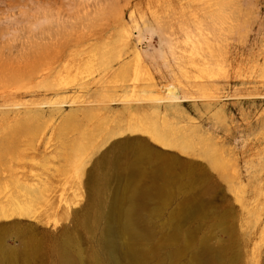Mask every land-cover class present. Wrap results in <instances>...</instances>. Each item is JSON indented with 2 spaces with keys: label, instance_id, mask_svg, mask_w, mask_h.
<instances>
[{
  "label": "rangeland",
  "instance_id": "obj_1",
  "mask_svg": "<svg viewBox=\"0 0 264 264\" xmlns=\"http://www.w3.org/2000/svg\"><path fill=\"white\" fill-rule=\"evenodd\" d=\"M0 65L37 75L0 97V264H264V0H0Z\"/></svg>",
  "mask_w": 264,
  "mask_h": 264
},
{
  "label": "bare ground",
  "instance_id": "obj_2",
  "mask_svg": "<svg viewBox=\"0 0 264 264\" xmlns=\"http://www.w3.org/2000/svg\"><path fill=\"white\" fill-rule=\"evenodd\" d=\"M22 59H24V58H22ZM21 59V60H22ZM29 59V57L27 58V59H25V60H28ZM24 60V61H25ZM18 61V60H17ZM32 61V60H31ZM60 61V60H59ZM8 62V61H7ZM20 61H19V63L17 62L16 64H18V65H20ZM25 63H27V62H25ZM25 63H23V64H25ZM9 64H11V63H9ZM16 64H13V65H16ZM22 64V63H21ZM9 66V65H8ZM11 66V65H10ZM17 67V66H16ZM20 67V66H19ZM49 69H50V67H48ZM23 69V68H22ZM40 69H42V68H40ZM39 69V72L40 73H45V71L47 70L48 71V69H46V68H44V69H46V70H40ZM97 71H98V68L96 69ZM49 73V72H48ZM93 73H96L95 71H93ZM99 73V72H98ZM39 74V73H38ZM41 74V75H42ZM46 74V73H45ZM33 75H35V76H37L35 73L33 74V72H31V71H15V69L14 68H12V67H10V68H6V67H4V65H0V84H2V85H0V97H2L4 100L3 101H5V102H7L10 98H12L13 96H17L18 94H27V93H29L30 91H31V89L32 90H34L33 88H31V89H29V86L28 85H30V80H32L33 81ZM46 75H48V74H46ZM7 76H9V78L8 79H6V77ZM99 76V75H98ZM94 78V77H93ZM24 79H27V83L26 84H22V85H20L21 84V82L24 80ZM95 79V78H94ZM93 79V80H94ZM98 79V77H96V79L95 80H97ZM21 80V81H20ZM94 80V81H95ZM26 81V80H25ZM80 82H82V81H80ZM91 82V81H90ZM82 83H84L85 84V86H88L89 84H87L86 85V83L87 82H82ZM93 83V82H92ZM94 83H97V82H94ZM98 83H99V81H98ZM32 84V83H31ZM84 84H79V85H84ZM66 85V84H65ZM78 85V86H79ZM31 87H34V86H31ZM63 87H65L66 88V86H63ZM80 87V86H79ZM49 89H50V87H48ZM48 89V90H49ZM170 89V88H169ZM52 90V89H51ZM66 90V89H65ZM36 91V90H35ZM64 91V90H63ZM170 91H171V97L174 99V100H180V99H182V97L181 96H178V95H176V91L175 90H171L170 89ZM32 94V93H31ZM19 96V95H18ZM2 98H1V100H2ZM13 102V101H12ZM11 103V102H10ZM9 103H7V105H8ZM27 104V103H26ZM6 105V103H4V104H1L0 105V108H1V106H4L3 107V109L4 108H6L5 106H7ZM46 106V105H45ZM11 107V106H10ZM9 107V108H10ZM20 106H18V108H19ZM21 107H26L25 106V104L23 103V104H21ZM28 107H30V106H28ZM27 107V108H28ZM12 108H13V106H12ZM15 108H16V105H15ZM15 108L13 109V110H15ZM3 109H0V114H3L4 116L6 115V114H8L9 113V111H7V110H3ZM28 110V109H27ZM42 110V109H41ZM44 110V109H43ZM32 111V110H31ZM18 112V111H17ZM19 113V112H18ZM17 114V113H16ZM29 116V115H28ZM32 116V115H31ZM40 116V115H39ZM1 117V119L3 120L4 118H6V116L4 117V118H2V115L0 116ZM34 119H36V117H33ZM33 118H31V119H33ZM0 119V120H1ZM29 119V118H28ZM6 120V119H5ZM8 120H10V119H8ZM16 120V119H15ZM14 120V121H15ZM7 121V120H6ZM11 121V120H10ZM9 121V122H10ZM13 120H12V122H14ZM142 121V120H141ZM140 121V122H141ZM145 121H142V123H144ZM11 123V122H10ZM23 123V122H22ZM21 123V124H22ZM147 122H145L144 124H140V129L141 130H143V131H145V132H150L152 135H153V137L154 138H156L158 141H160V142H163V143H165V144H168V145H176V144H178V145H181L183 148H191L193 145H194V142L193 141H190V139L189 140H186V141H184V142H179V138H178V136L176 135V133H175V129H173L172 128V126H170V125H165L164 124V126L162 125V126H159V125H157V124H155V123H151V122H148L147 124H146ZM3 124V123H2ZM20 124V125H21ZM5 126H6V124H4ZM0 126H1V122H0ZM3 126V125H2ZM2 126L0 127V128H2ZM19 126V125H18ZM22 126H23V130H26L25 128L27 127V125L26 126H24V124H22ZM21 126V127H22ZM28 126H30L29 124H28ZM139 126V125H138ZM13 127V126H12ZM14 127H16L15 125H14ZM28 128V127H27ZM33 128V127H32ZM31 128V129H32ZM15 129V128H14ZM29 130H30V128H28ZM4 130V129H3ZM2 130V131H3ZM5 131V130H4ZM7 131V130H6ZM10 131V130H9ZM18 131V130H17ZM177 132V131H176ZM179 133V132H178ZM183 134V133H182ZM185 135V133L183 134V136ZM187 136V135H186ZM184 138V137H183ZM189 138V137H188ZM187 138V139H188ZM184 140V139H183ZM178 145H176V146H178ZM203 155H205V156H207V157H212L211 159H212V162L214 163V165L215 166H218L217 164V160H218V158L217 157H215V155H213L212 153H211V151H210V149L208 148V147H204V150H203ZM15 159V158H14ZM13 160V159H12ZM16 160V159H15ZM11 161V160H10ZM17 162V161H16ZM11 163V162H10ZM16 164V163H15ZM11 166V165H10ZM132 215V211H128L127 212V214H126V217H130ZM107 247H108V249H109V251H110V253H111V255H114V253H116V250H117V247H116V245H115V231L112 229V228H110L109 229V231H108V234H107ZM115 256V255H114ZM57 264H68L65 260H64V258H63V260H60V262L58 261V263ZM75 264H79V263H77V262H75Z\"/></svg>",
  "mask_w": 264,
  "mask_h": 264
}]
</instances>
